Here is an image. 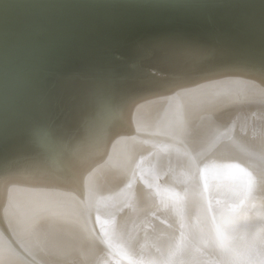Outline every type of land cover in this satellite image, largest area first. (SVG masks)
Instances as JSON below:
<instances>
[{
	"label": "bare ground",
	"instance_id": "bare-ground-1",
	"mask_svg": "<svg viewBox=\"0 0 264 264\" xmlns=\"http://www.w3.org/2000/svg\"><path fill=\"white\" fill-rule=\"evenodd\" d=\"M230 78L68 81L0 161L32 169L0 179V264H264V84Z\"/></svg>",
	"mask_w": 264,
	"mask_h": 264
},
{
	"label": "water",
	"instance_id": "water-1",
	"mask_svg": "<svg viewBox=\"0 0 264 264\" xmlns=\"http://www.w3.org/2000/svg\"><path fill=\"white\" fill-rule=\"evenodd\" d=\"M237 26L259 53L264 0H0V131L9 137L0 143V161L12 146L27 143L28 129L55 108L57 117L68 81H164L149 78V69L165 79L184 78L176 67L197 59L176 53L171 61L161 62L153 42L179 35L214 42L232 37ZM206 63L215 66L189 83L248 77L243 79L264 84L239 58L210 52ZM154 92L158 89L152 86L134 99ZM84 95L65 108L83 103ZM44 127L49 131L47 123Z\"/></svg>",
	"mask_w": 264,
	"mask_h": 264
},
{
	"label": "snow or ice",
	"instance_id": "snow-or-ice-1",
	"mask_svg": "<svg viewBox=\"0 0 264 264\" xmlns=\"http://www.w3.org/2000/svg\"><path fill=\"white\" fill-rule=\"evenodd\" d=\"M262 41H264V33H262ZM161 55L157 58L161 62L171 61L176 53H184L188 56H193L197 59V63L187 64V66H177L175 71L184 78L203 76L205 73L211 71L215 65L206 63L210 54L216 53L220 57L230 56L233 58H239L242 61V67L251 73L259 75L261 79H264V43H262L259 53L247 42L244 30L242 27L237 26L235 28V34L222 40H216L214 42L202 41L194 39L189 36L179 35L169 39L155 41L152 44ZM146 75L149 78L165 79L161 77L160 72L153 73L151 69L148 70ZM28 136L30 142L34 145L40 146L43 141L48 138L49 134L43 125L37 123L33 124L28 129ZM7 131H0V143H6L8 140ZM29 157H24V160H29ZM32 170L27 164L18 166V161L13 160L8 164H0V179H6L11 182V178L14 175L19 174L21 171ZM71 178V173L66 170L65 173ZM207 185H205L206 187ZM82 196L84 194L82 193ZM84 210L91 215L94 210L96 213L95 220L100 222V215L107 213L105 209L101 207L99 202L93 204L89 203V200L84 196L82 200ZM102 227V225H101Z\"/></svg>",
	"mask_w": 264,
	"mask_h": 264
}]
</instances>
